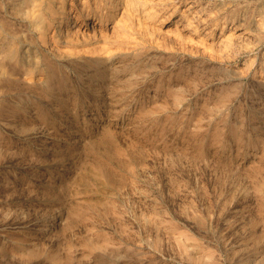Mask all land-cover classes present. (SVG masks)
<instances>
[{
    "label": "rangeland",
    "instance_id": "obj_1",
    "mask_svg": "<svg viewBox=\"0 0 264 264\" xmlns=\"http://www.w3.org/2000/svg\"><path fill=\"white\" fill-rule=\"evenodd\" d=\"M9 1L21 38L0 73V264H264V86L242 71L261 61L264 0H120L103 13L109 51L81 71L68 58L28 71L40 51ZM50 213L40 253L4 252Z\"/></svg>",
    "mask_w": 264,
    "mask_h": 264
},
{
    "label": "bare ground",
    "instance_id": "obj_2",
    "mask_svg": "<svg viewBox=\"0 0 264 264\" xmlns=\"http://www.w3.org/2000/svg\"><path fill=\"white\" fill-rule=\"evenodd\" d=\"M19 0H10L9 3L7 2L5 5L3 3V11H6V14L12 15L14 17H17L18 15L21 16L22 10L26 12V15L24 17L23 25L25 29L24 34V41L25 43L29 44V49L31 50L34 48V50L37 52L38 50L41 52L45 46H50L53 53V58H47V54H44L42 52H37L36 54L33 53V59L29 61V65H27L28 71H35L40 70L44 71L47 66H52L53 61L57 59L62 58H68L69 59V67L76 68L75 70L81 71L83 69V66H92L95 59H103L105 58L106 52L109 50L107 49V42L109 41L106 33L103 32L102 25L103 22H105L106 17L103 15L105 13L104 11L107 10V7L109 9V6L111 5V8L115 9V6L118 4L120 0H69L70 6H66L64 0H21L23 7L20 9L18 7L17 2ZM128 1V0H127ZM138 1V0H137ZM148 1V0H146ZM170 1V0H169ZM180 1V0H179ZM178 1V2H179ZM189 1V0H188ZM215 1V0H214ZM218 1V0H217ZM221 1V0H219ZM224 1V0H223ZM222 1V2H223ZM233 1V0H232ZM125 2V1H124ZM139 2V1H138ZM209 2V1H207ZM258 2V1H257ZM260 2V0H259ZM132 3H135L132 2ZM131 3V4H132ZM174 3V2H173ZM193 3V1H192ZM213 3V2H212ZM228 3V2H227ZM237 3V2H236ZM246 3V2H245ZM170 4V3H169ZM191 4V3H190ZM232 4V3H231ZM129 5V4H128ZM137 5V4H136ZM224 5V4H223ZM254 5V4H253ZM121 6V5H120ZM124 6V5H123ZM168 6V5H167ZM187 6V5H186ZM201 6V5H200ZM249 6V5H248ZM260 6V4H259ZM132 7V6H131ZM175 7V6H174ZM211 7V6H210ZM218 7V6H217ZM222 7V6H221ZM224 7V6H223ZM230 7V6H229ZM256 7V6H255ZM258 7V6H257ZM129 8V7H128ZM134 8V7H133ZM137 9V7H135ZM181 8V7H180ZM198 8V7H197ZM196 8V9H197ZM245 8V7H243ZM118 9V8H117ZM116 9V10H117ZM123 9V8H122ZM139 9V8H138ZM165 9V8H164ZM184 9V8H183ZM209 9V8H208ZM246 9V8H245ZM249 9V8H248ZM131 10V9H130ZM168 10V9H166ZM170 10V9H169ZM195 10V9H194ZM200 10V9H199ZM215 10V9H214ZM198 11V10H197ZM230 11V10H229ZM247 11V10H246ZM139 12V10H138ZM137 12V13H138ZM142 12V11H141ZM145 12V11H144ZM176 12V10H175ZM174 12V13H175ZM194 12V11H193ZM215 12V11H214ZM225 12V11H224ZM241 12V11H240ZM253 12V11H252ZM135 13V12H134ZM133 13V14H134ZM165 13V12H164ZM179 13V12H178ZM177 13V14H178ZM190 13V12H189ZM198 13V12H197ZM220 13H222L220 11ZM244 13V12H243ZM201 14V13H200ZM240 14V13H239ZM246 14V13H245ZM254 14V13H253ZM259 15L252 18V24L254 27H261L264 23V12L258 13ZM132 15V13H131ZM153 15V14H152ZM204 15V14H203ZM202 15V16H203ZM209 15V14H208ZM23 16V15H22ZM114 16V15H113ZM117 16V15H116ZM137 16V15H136ZM165 16V15H164ZM171 16V15H170ZM177 16V15H176ZM184 16V15H182ZM181 16V17H182ZM191 16V15H190ZM197 16V15H195ZM216 16V15H215ZM241 16V15H240ZM125 17V16H124ZM138 17V16H137ZM136 17V18H137ZM149 16L148 18H150ZM174 17V16H173ZM185 17V16H184ZM192 17V16H191ZM214 17V16H213ZM223 17V16H222ZM245 17V16H244ZM122 18V17H121ZM161 18V17H160ZM158 18V19H160ZM176 18V17H175ZM206 18V17H205ZM204 18V19H205ZM92 19L91 21L88 20ZM113 19V18H112ZM124 18H122L123 20ZM138 19V18H137ZM140 19V18H139ZM146 19V18H145ZM171 19V18H170ZM173 19V18H172ZM213 19V18H212ZM21 20V19H20ZM86 20V22H85ZM115 20V19H114ZM161 20V19H160ZM179 20V19H178ZM181 20V19H180ZM179 20V21H180ZM210 20V19H209ZM229 20V19H228ZM146 21V20H145ZM155 21V20H154ZM187 21V20H186ZM193 21V20H192ZM195 21V20H194ZM193 21V22H194ZM223 21V20H222ZM250 21V20H249ZM22 22V21H21ZM112 22V21H111ZM113 21V25H114ZM117 22V21H116ZM122 23L124 21H121ZM127 22V21H125ZM175 22V21H174ZM192 22V23H193ZM109 23V22H108ZM118 23V22H117ZM121 23V24H122ZM145 23V22H143ZM196 23V22H195ZM236 23V22H235ZM116 24V23H115ZM126 24V23H125ZM137 24V23H136ZM141 24V23H140ZM146 24V23H145ZM151 24V23H150ZM154 24V23H152ZM184 24V23H183ZM202 24V23H201ZM214 24V23H213ZM89 25V26H88ZM148 25V24H147ZM155 25V24H154ZM218 25V24H217ZM234 25V24H233ZM233 25H231L233 27ZM17 26V25H16ZM137 26V25H136ZM149 26V25H148ZM147 26V27H148ZM152 26V25H151ZM156 26V25H155ZM161 26V25H159ZM176 26V25H175ZM183 26V25H181ZM201 26V25H200ZM227 26V25H226ZM115 27V26H114ZM120 27V26H119ZM117 27V28H119ZM123 27V26H122ZM132 27V25L130 26ZM145 27V26H144ZM170 27V26H168ZM178 27V25H177ZM175 27V29L177 28ZM184 27V26H183ZM182 27V28H183ZM193 27V26H192ZM249 27V26H248ZM264 27V26H263ZM137 28V27H136ZM157 28V27H156ZM165 28V27H164ZM180 28V27H179ZM178 28V29H179ZM209 28V27H207ZM216 28V27H215ZM228 28V27H227ZM242 28V27H241ZM121 29V28H120ZM126 30V28H124ZM123 29V31H124ZM138 29V28H137ZM143 29V28H141ZM146 29V28H145ZM172 29V28H171ZM170 29V30H171ZM181 29V28H180ZM217 29V28H216ZM221 29V28H220ZM235 27L231 28V34L234 35H241L242 33H236L233 31ZM247 29V28H246ZM20 29L17 27H13L10 25L9 21L4 18V16L0 15V73L3 72V70L6 67H9V62L7 59L9 57H12L13 55H16V41L21 38V35L18 34V31ZM105 30V29H104ZM112 30V28H111ZM114 30V29H113ZM112 30V31H113ZM135 30V29H134ZM144 30V29H143ZM160 30V29H159ZM163 30V29H162ZM173 30V29H172ZM203 30V29H202ZM252 30V27L251 29ZM254 29V33H255ZM258 30V29H257ZM262 30V29H261ZM110 31V32H112ZM147 31V30H144ZM151 32L150 30H148ZM169 31V30H168ZM193 31V30H192ZM109 32V33H110ZM158 32V31H157ZM156 32V33H157ZM163 32V31H162ZM166 32V29H165ZM164 32V33H165ZM179 32V31H178ZM181 32V31H180ZM189 32V31H188ZM217 32V31H216ZM219 32V31H218ZM118 33V31H117ZM120 33V32H119ZM133 33V32H132ZM173 33V32H172ZM177 33V32H176ZM174 33V34H176ZM182 33V32H181ZM251 33V32H250ZM113 34V33H112ZM135 34V32H134ZM141 34V33H140ZM146 34V33H145ZM148 34V32H147ZM150 34V33H149ZM163 34V33H162ZM166 34V33H165ZM163 34V35H165ZM169 36V33H167ZM179 34V33H178ZM185 34V33H184ZM208 34V33H207ZM220 34V33H219ZM245 34V32H244ZM249 34V33H247ZM120 35V34H119ZM131 35V33H130ZM157 35V34H156ZM159 35V34H158ZM161 35V34H160ZM256 35V34H255ZM135 36V35H133ZM167 36V37H168ZM183 36V35H182ZM203 36V35H202ZM205 36V35H204ZM203 36V38H204ZM221 36V35H220ZM228 36V35H227ZM250 35H248V38ZM120 37V36H118ZM130 37V36H129ZM157 37V36H156ZM181 37V36H179ZM191 37V36H190ZM194 37V36H193ZM200 37V36H199ZM213 37V36H212ZM233 37V36H232ZM246 37V35H245ZM244 37V38H245ZM115 38V37H114ZM125 38V37H124ZM143 38V37H142ZM147 38V37H145ZM163 38V37H162ZM165 38V36H164ZM176 38V36H175ZM197 38V37H196ZM209 38V37H208ZM207 38V39H208ZM235 38V37H234ZM243 38V37H241ZM257 38V36H256ZM255 38V39H256ZM150 39V38H149ZM152 39V38H151ZM167 39V38H166ZM169 39V38H168ZM177 39V38H176ZM253 39V38H252ZM170 40L171 39L170 37ZM178 40V39H177ZM176 40V41H177ZM210 40V39H209ZM236 40V39H235ZM249 40V39H248ZM263 38H259L258 42H261ZM100 41H102V45H100ZM130 41V40H129ZM135 41V40H134ZM150 41V40H149ZM179 41V40H178ZM189 41V40H187ZM196 41V40H194ZM208 41V40H207ZM233 41V40H232ZM123 42V41H121ZM132 42V41H131ZM147 42V41H145ZM152 42V41H151ZM163 42V40L161 41ZM173 42V41H172ZM185 42V41H184ZM192 42V41H190ZM223 42V41H222ZM234 42V41H233ZM20 43V42H19ZM119 43V41H118ZM117 43V44H118ZM143 43V42H142ZM154 43V42H153ZM181 43V42H180ZM199 43V42H198ZM197 42H193L192 46L200 49V44ZM203 43V42H201ZM211 43V42H210ZM208 43V44H210ZM214 43V42H213ZM217 43V42H216ZM125 44V43H124ZM161 44V43H160ZM205 44V43H203ZM225 44L230 45V43L226 42ZM246 44V43H245ZM252 44V43H251ZM128 45V44H127ZM145 45V44H144ZM167 45V44H165ZM176 45V44H175ZM178 45V44H177ZM176 45V46H177ZM183 45V44H182ZM234 45V44H232ZM238 45V44H237ZM118 46V45H117ZM123 46V45H122ZM136 46V45H135ZM157 46V45H156ZM208 46V45H207ZM215 46V45H214ZM224 46V45H221ZM261 46V45H260ZM42 47V48H41ZM112 47V46H111ZM120 47V46H119ZM131 47V46H130ZM129 47V48H130ZM144 47V46H143ZM202 47V46H201ZM211 47V46H210ZM217 47V45H216ZM219 47V46H218ZM259 47V45H258ZM262 47V46H261ZM113 48V47H112ZM121 48V47H120ZM147 48V47H146ZM161 48V47H160ZM164 48V47H163ZM167 48V47H166ZM172 48V47H171ZM185 48V47H184ZM193 48V47H192ZM213 48V47H212ZM221 48V47H219ZM232 47H230L231 49ZM234 48H236L234 46ZM256 46H251L249 44H246V50L247 52L254 51L256 49ZM48 49V48H47ZM114 49V48H113ZM112 49V51H114ZM119 49V48H118ZM127 49V48H126ZM132 49V48H131ZM141 49V48H140ZM139 49V51H140ZM149 49V48H148ZM165 49V48H164ZM170 49V48H169ZM178 49V48H177ZM203 49V48H202ZM209 49V48H208ZM218 49V48H217ZM224 49V48H223ZM240 49V48H239ZM108 50V51H107ZM168 50V49H167ZM186 50V49H185ZM184 50V51H185ZM188 50V49H187ZM195 50V49H194ZM193 50V51H194ZM244 50V49H243ZM153 51V50H151ZM176 51V50H175ZM192 51V50H189ZM206 51V50H204ZM214 51V50H213ZM216 51V50H215ZM219 51V50H217ZM224 51V50H222ZM240 51V50H239ZM258 51V50H257ZM29 52V51H28ZM134 52V51H133ZM178 52V51H177ZM181 52V51H180ZM201 52V51H200ZM221 52V51H220ZM226 52V51H225ZM231 52V51H230ZM235 52V50H234ZM137 53V52H136ZM135 53V55H136ZM203 53V52H202ZM215 53V52H214ZM218 53V52H217ZM252 53V52H251ZM29 54V53H28ZM32 54V53H31ZM51 54V53H50ZM108 54V53H107ZM163 54V53H162ZM185 54V53H184ZM187 54V53H186ZM190 54V53H189ZM192 54V53H191ZM201 54V53H200ZM204 54V53H203ZM212 54V53H210ZM226 54V53H224ZM240 55V53H238ZM237 54V55H238ZM25 55V54H24ZM134 55V56H135ZM209 55V54H208ZM215 55V54H213ZM219 55V54H217ZM228 55V54H227ZM192 56V55H191ZM210 56V55H209ZM222 56V53L220 54ZM219 56V57H220ZM245 56V55H244ZM261 61L258 63L257 66L254 68L251 67H245L243 66V72L244 74H251L254 73L252 76L253 81L257 82L260 86H264V51L261 52ZM20 57V56H19ZM119 57V56H118ZM133 57V56H132ZM217 57L216 59H218ZM237 57V56H236ZM158 58V57H157ZM179 58V57H178ZM189 58V57H188ZM214 58V57H213ZM231 58V57H230ZM134 59V58H133ZM132 59V60H133ZM212 59V57H211ZM215 59V60H216ZM226 59V58H225ZM125 60V59H124ZM131 60V61H132ZM170 61V59H168ZM123 61V60H122ZM168 61V62H169ZM224 61V60H222ZM233 61V60H232ZM12 62V61H11ZM24 62V61H23ZM160 62V61H159ZM71 63V64H70ZM115 63V62H114ZM163 63V62H161ZM212 63V62H211ZM236 63V62H235ZM234 63V64H235ZM8 64V66H7ZM26 64V62H25ZM28 64V63H27ZM155 64V63H154ZM169 64V63H168ZM167 64V66H168ZM242 65V64H241ZM65 66V65H64ZM232 66V65H231ZM237 66V65H236ZM254 66V65H253ZM13 67V66H12ZM169 67V66H168ZM10 68V67H9ZM17 68V67H16ZM161 68V67H160ZM23 69V68H22ZM68 70V69H67ZM239 70V69H238ZM5 71V70H4ZM18 71V70H17ZM22 71V70H21ZM232 71V70H231ZM234 71V70H233ZM19 73V72H18ZM36 73V72H35ZM8 74V73H6ZM15 74V73H14ZM5 75V74H4ZM17 75V74H16ZM58 75V74H57ZM19 76V75H18ZM26 76V75H25ZM43 76V75H42ZM66 76V75H65ZM216 75H214L215 77ZM33 77V76H32ZM41 77V76H40ZM14 78V77H13ZM29 79V78H28ZM227 79V78H226ZM179 81V80H178ZM7 82V81H6ZM25 82V81H23ZM22 82V83H23ZM40 82V81H39ZM44 82V81H43ZM105 83V82H104ZM184 83V82H183ZM182 83V84H183ZM209 83V82H208ZM27 84V83H26ZM16 85V84H15ZM21 85V84H20ZM30 85V84H29ZM28 85V86H29ZM53 85V84H52ZM178 85V84H177ZM13 86V85H12ZM31 86V85H30ZM184 88V85H182ZM208 86V85H207ZM3 87V86H2ZM16 87V86H15ZM26 87V86H25ZM175 87V85H174ZM213 87V86H212ZM181 88V87H180ZM10 89V88H9ZM17 89V88H16ZM21 90V88H19ZM4 90V89H3ZM7 90V89H6ZM18 90V89H17ZM27 90V89H26ZM58 91V90H57ZM107 91V90H106ZM3 93V92H2ZM59 93V92H58ZM204 93V92H203ZM27 94V93H26ZM91 94V93H90ZM165 94V93H164ZM19 95V94H18ZM1 96V95H0ZM3 96V95H2ZM22 96V95H20ZM4 97V96H3ZM13 97V96H12ZM1 98V97H0ZM38 98V97H37ZM169 98V97H168ZM27 99V98H26ZM39 99V98H38ZM257 97L252 96L251 100H256ZM261 100V101H260ZM259 102H257V105L255 107L254 114L255 116H261L264 113V97L260 98ZM115 101V100H114ZM31 102V101H30ZM153 103V102H152ZM183 103V102H181ZM36 105V104H35ZM111 106V105H110ZM115 106V105H114ZM120 106V105H118ZM147 106V105H146ZM150 106V105H148ZM2 107V106H1ZM13 109V108H12ZM179 109V108H178ZM1 110V109H0ZM27 110V109H26ZM63 111V108H62ZM82 112V111H81ZM105 114V113H104ZM205 115V114H204ZM26 112L23 111L19 115V121H22L25 119ZM109 116V115H107ZM204 117V116H203ZM92 118V117H91ZM2 123V121H0ZM196 125V124H195ZM3 126V125H2ZM193 126V125H192ZM13 128V127H12ZM16 128V127H15ZM4 129V128H3ZM27 129V128H25ZM130 129V128H129ZM9 131V130H8ZM19 132V131H18ZM23 133V132H22ZM117 133V132H115ZM135 133V132H134ZM28 134V133H27ZM40 135V134H39ZM94 135V134H93ZM118 136V135H117ZM136 136V135H135ZM88 137V136H87ZM83 138V137H82ZM97 138V137H96ZM82 140V139H81ZM107 142V141H106ZM141 143V142H140ZM111 144V143H110ZM159 146V145H158ZM161 149V148H160ZM114 150V149H113ZM260 150V149H259ZM115 151V150H114ZM15 152V151H13ZM176 153V152H175ZM185 154V153H184ZM168 157V156H167ZM15 158V157H14ZM256 158V157H255ZM171 159V158H169ZM248 159V158H247ZM8 160V159H7ZM205 160V158H204ZM163 161V160H162ZM250 161V160H249ZM164 163V162H163ZM185 168V167H184ZM19 171V170H18ZM169 171V170H168ZM161 172V171H160ZM185 173V172H184ZM150 174V173H149ZM161 174V173H160ZM66 176V166L60 162L58 164L57 169L54 172V181H61ZM40 177V171H36V176L34 177V180L38 179ZM79 178V177H78ZM251 182V181H250ZM19 185V184H18ZM238 188V187H237ZM259 188V187H258ZM264 188V187H263ZM255 191V190H253ZM254 194V193H253ZM254 196V195H253ZM256 197V196H255ZM95 198V197H93ZM129 199V198H128ZM95 200V199H93ZM263 200V199H262ZM258 201V200H257ZM259 204V203H258ZM261 204V203H260ZM263 204V202H262ZM264 205V204H263ZM259 206V205H258ZM257 207V206H256ZM47 208V207H46ZM259 208V207H258ZM40 216V215H39ZM146 216V215H145ZM167 217V216H166ZM55 220V214L50 213L48 216L46 215L45 218H42L40 221L36 222L32 227L25 228L19 231L16 242L24 241L26 242V250H22L15 246H10L7 249L4 250L6 252L7 250H10V252L14 253H27V254H36L38 252V249L41 247V243L44 242L45 238L47 237L50 230H52ZM162 220V219H160ZM264 220V219H263ZM264 222V221H263ZM264 225V224H263ZM11 226V225H10ZM13 226V225H12ZM109 228V227H108ZM263 229V228H262ZM158 231V230H157ZM1 232V231H0ZM142 232V231H141ZM4 236V235H3ZM7 236V235H6ZM168 236V235H167ZM9 239V238H8ZM169 239V238H167ZM12 240V239H11ZM15 241V240H14ZM147 242V241H146ZM171 243V241H168ZM13 243V242H12ZM20 244V243H19ZM152 244V243H151ZM180 244V243H178ZM264 245V244H263ZM4 246V245H3ZM20 246V245H19ZM136 246V245H135ZM170 246V245H169ZM179 246V245H178ZM153 247V246H152ZM162 247V246H161ZM135 248V247H134ZM133 248V249H134ZM264 248V247H263ZM132 249V247L130 248ZM153 249V248H152ZM169 249V248H168ZM40 250V249H39ZM163 250V249H162ZM140 251V250H139ZM141 252V251H140ZM139 252V253H140ZM171 252V251H170ZM13 253V254H14ZM40 253V252H38ZM26 254V255H27ZM125 254V253H124ZM161 254V253H160ZM165 254V253H164ZM259 254V253H258ZM3 255V253H0V256ZM15 255V254H14ZM163 255V254H162ZM17 256V255H16ZM157 256V255H156ZM121 257V256H120ZM144 257V256H143ZM39 258V257H38ZM151 258V257H149ZM153 258V257H152ZM31 258H29L30 260ZM36 259V258H35ZM115 259V258H114ZM132 259V258H131ZM1 260V259H0ZM28 260V261H29ZM33 260V259H32ZM2 261V260H1ZM15 261V260H14ZM50 261V260H49ZM180 261V260H178ZM119 262V261H118ZM49 263V262H48ZM183 263V262H182ZM21 264V263H20Z\"/></svg>",
    "mask_w": 264,
    "mask_h": 264
}]
</instances>
